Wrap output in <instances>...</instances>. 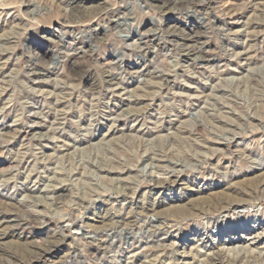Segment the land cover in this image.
I'll return each mask as SVG.
<instances>
[{
	"label": "rangeland",
	"instance_id": "obj_1",
	"mask_svg": "<svg viewBox=\"0 0 264 264\" xmlns=\"http://www.w3.org/2000/svg\"><path fill=\"white\" fill-rule=\"evenodd\" d=\"M173 2L0 0V264H264V0Z\"/></svg>",
	"mask_w": 264,
	"mask_h": 264
},
{
	"label": "bare ground",
	"instance_id": "obj_2",
	"mask_svg": "<svg viewBox=\"0 0 264 264\" xmlns=\"http://www.w3.org/2000/svg\"><path fill=\"white\" fill-rule=\"evenodd\" d=\"M162 7H165V6H168V5H172L174 2V0H156ZM179 2L176 4V7L178 8V9H180V10H183V9H185V7L187 6V5H193V6H196L198 3H200V0H178ZM157 3V4H158ZM125 4V6H124V10L126 11L127 10V5H128V3L127 2H125L124 3ZM133 6V10H135V11H137V13H138V8L136 7V6H134V5H132ZM160 7V6H159ZM135 8V9H134ZM105 10V9H104ZM132 10V9H131ZM124 11V12H125ZM228 12V11H227ZM237 12V11H236ZM98 14V13H97ZM97 14L95 13L94 14V12L93 13H90V14H88L87 16H81V17H79V20H81L80 22L82 23H85V22H87L92 16H97ZM236 14V13H235ZM235 14H232V15H235ZM228 16V15H227ZM134 18V17H133ZM258 20V19H257ZM253 24H256V23H254L253 22ZM131 29V28H130ZM130 29H127L128 30V32L127 33H130ZM104 33H105V30L103 31ZM91 36V37H90ZM89 37L91 38V39H94L95 38V36L94 35H90ZM96 40V39H95ZM90 43V42H89ZM123 46V45H122ZM124 47V46H123ZM183 47V46H182ZM186 47V46H185ZM184 47V48H185ZM89 48H92L91 46L89 47ZM122 49V48H121ZM138 49H141V47L139 48L138 47ZM92 51V50H91ZM140 52V51H139ZM73 59H75L76 61H79V60H77L78 58H74V57H67V62H68V68H66V69H68L69 70V72L71 73V74H73V76H75V77H77V79L78 80H80V81H82V80H84L85 78H86V76H87V73H88V69H85L86 67H84V65L82 66V65H80V64H78L77 66L76 65H74L71 61L73 60ZM200 60H202L203 61V63H208L209 62V60L205 57V56H200ZM66 65V64H65ZM158 78V77H157ZM97 87V86H96ZM141 97V96H140ZM197 131V133H198V135H199V133H200V127H197V129L195 130V132ZM61 191V190H60ZM237 194V193H236ZM229 195V194H228ZM226 196V197H225ZM229 197H232L231 195H229ZM238 197V196H237ZM219 198V197H218ZM217 198V199H218ZM219 200V201H218ZM217 200V206H219L221 203L222 204H226V202H228V200H227V194H225V195H222L219 199ZM230 200H232V199H230ZM216 201V200H215ZM214 201V202H215ZM213 202V203H214ZM218 202L220 203L219 205H218ZM237 204V203H240V201L238 202V200H237V202L235 201V200H233V201H231V203H229V204ZM221 204V205H222ZM224 204V205H225ZM228 204V203H227ZM228 204V205H229ZM233 204V205H234ZM241 204H243L242 202H241ZM241 204H239L238 206H240ZM212 205H215V204H212ZM220 205V206H221ZM224 205H222V206H224ZM201 206V205H200ZM219 206V208H221ZM225 207H226V205H225ZM229 207V206H228ZM228 207H226V208H228ZM235 207H236V205H235ZM211 208V207H210ZM209 208V209H210ZM213 208H215V207H213ZM222 208H224V207H222ZM202 209V208H201ZM208 209V210H209ZM199 211H200V209H198ZM197 210V211H198ZM203 210V209H202ZM215 210V209H214ZM224 210V209H223ZM24 211V210H23ZM204 211V210H203ZM205 211H206V209H205ZM220 211V210H219ZM196 212V211H195ZM3 213H5V212H3ZM8 214H9V212H7ZM25 213V212H24ZM206 213V212H205ZM12 214V213H11ZM11 214H9V215H11ZM26 214V216H23L22 218L23 219H20L19 217H17V216H14V215H12V216H9V217H6L7 219H8V221H7V223H9L10 224V228L9 229H11L12 227L13 228H15V227H20L21 229L22 228H24V227H26L27 228V226H28V224H31V222L33 223L34 222V216H32L30 213H25ZM4 214H2V212L0 211V218H5L4 216H3ZM200 215V214H199ZM198 215V216H199ZM206 215V214H205ZM204 215V213L202 214V216H205ZM7 216V215H6ZM191 216V215H190ZM195 216H196V214H195ZM201 216V215H200ZM201 216V217H202ZM207 216V215H206ZM38 218V217H37ZM35 220H36V218H35ZM3 221V220H2ZM1 221V222H2ZM5 221V220H4ZM0 222V223H1ZM36 222V221H35ZM3 223V222H2ZM7 223H5V224H7ZM9 226V225H8ZM7 225H5L4 227H8ZM124 227V226H123ZM127 233V232H126ZM125 234V233H124ZM126 236V235H125ZM258 237V236H257ZM256 237V238H257ZM53 243H54V241H53ZM56 243V242H55ZM51 244V243H50ZM52 245H54V244H52ZM51 246V245H50ZM44 247H46V246H44ZM54 247V246H53ZM40 251H41V254H39V256H45V255H47V254H50L52 251H51V249L50 248H47V249H40ZM216 253V252H215ZM211 255V254H210ZM222 256V255H221ZM223 257V256H222ZM221 257V258H222ZM173 258V257H172ZM211 258H212V261H217V263H220V264H223L222 262L223 261H221L222 259L219 257V253H218V255H216V254H213L212 256H211ZM256 258V257H255ZM264 258V257H263ZM244 259V258H243ZM168 260H170V259H168ZM209 260H210V258H209ZM224 260V259H223ZM154 261V260H153ZM211 261V260H210ZM220 261V262H219ZM226 261V260H225ZM229 261V260H228ZM227 261V263H229ZM241 261V260H240ZM263 261V260H262ZM169 262V261H168ZM170 262H172V259H171V261ZM233 262V261H232ZM235 262H237V260L235 261ZM210 263V262H209ZM238 263V262H237ZM261 263V262H260ZM174 264V263H173ZM208 264V263H207ZM212 264V263H211ZM226 264V263H225ZM232 264V263H231ZM233 264H235V263H233ZM239 264V263H238Z\"/></svg>",
	"mask_w": 264,
	"mask_h": 264
}]
</instances>
